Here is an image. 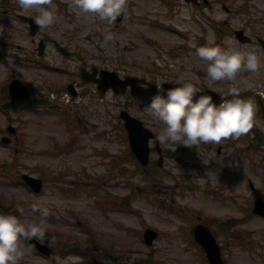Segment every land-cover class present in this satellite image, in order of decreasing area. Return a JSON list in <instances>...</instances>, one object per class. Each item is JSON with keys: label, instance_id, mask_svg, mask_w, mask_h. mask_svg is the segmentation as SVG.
Here are the masks:
<instances>
[{"label": "rangeland", "instance_id": "obj_1", "mask_svg": "<svg viewBox=\"0 0 264 264\" xmlns=\"http://www.w3.org/2000/svg\"><path fill=\"white\" fill-rule=\"evenodd\" d=\"M212 1V9L203 7L194 10L193 6L184 2L126 0L123 20L118 21L117 17L109 24L95 14L78 12L70 6L72 0H53L56 21L52 26L44 27L39 37L48 41L50 51L47 62L58 66L60 73L48 72L41 64H36L34 70L26 67L16 69L24 79L38 87L43 97L49 94L45 90L48 85L64 84L71 80L77 84L80 79L73 73L78 75L82 66L97 64L123 76L136 75L158 83L176 82L183 73L197 88L210 87L217 90L220 87L219 81L209 84L205 79L208 62L195 55V48L190 47V43L194 42L197 47L214 43L241 51L254 50L261 54V60L264 61V54L257 46L242 45L233 40L229 33L230 28L244 27L264 37V0H243L248 6L246 10H242L241 0H227L223 4ZM3 2L4 6L0 5V40L14 36L12 41L23 45V49L32 50L34 45L19 15L35 17L37 11L32 9L29 13H23L19 9L18 0H0V4ZM224 5L230 11H226ZM107 32L114 33V37L104 43L103 37ZM228 38L230 45L225 44ZM55 42L75 52V57H63L56 50ZM172 55L175 56L171 64L173 68L164 67V57ZM7 76V69L0 58V92ZM222 82L224 88L219 90L225 89L228 92L233 82ZM237 86L264 90V66L256 73L242 70L238 74ZM64 97L71 98L66 93ZM104 100L102 102L97 95L69 104L64 100L69 111L64 115L63 110L53 114L18 109L0 112V134L6 124H20L18 136L22 141L16 145L23 149L16 153V158L14 144L10 147L0 145V170L9 169L12 175L28 173L45 182L43 192L35 195L24 185L15 186L11 178L1 176L0 195L15 202L6 203L3 208L20 216L15 206L22 204L26 212L20 218L38 221L39 211L34 213L29 206L42 198L50 209L49 216L44 218L48 225L46 236L50 235L56 249L52 258H46L35 251H25L19 264H56L55 256H61L64 250L69 249L68 245L83 242L88 237L87 227L95 231L99 239L122 252L123 258H119L116 264H134L137 260L145 259L150 252L156 253V259L161 264H201L203 255L198 247L189 245L184 237L180 225L188 221L178 210L190 214L192 222H196L200 215L225 216L239 221L234 230L255 239L247 244V248L235 246L232 241L228 243L227 239H230L222 233L219 220L213 222L219 230L221 242L226 246L228 264H264V221L251 215L253 193L249 190L248 182L245 185L243 181L245 177H252L257 188L264 194V167L258 165L257 161L248 160L245 162L252 163L245 165V175L236 166H231L225 180H219L217 176L212 180L208 175L201 178L189 164L202 154L208 155L211 144H202L199 148L182 145L179 151L161 144L166 151L170 149L171 155L167 154L164 168L158 173H161L159 181L151 180L153 175L145 178L143 174H138L135 162H121L118 170L112 165L115 157L118 155L120 160L129 149L124 128L116 120L124 103L156 135H159L164 125L152 118L148 108L134 101L128 103L127 98L108 95ZM66 114L80 118L82 127L68 125ZM71 137L74 140L70 150L65 145ZM213 143L215 149L220 144L227 145L228 158H239L237 138L229 141L225 138L219 143ZM155 145L156 140L152 141V146ZM152 157L157 163L159 154L155 152ZM194 182L199 187L187 192V186L194 185ZM56 185L61 192L56 189ZM216 187L224 188V191ZM207 189L224 193V199L208 194ZM110 198L117 203H124L120 211H104L99 207V200L107 204L112 202ZM131 207L134 210L132 213ZM77 220L82 223L73 229L70 223ZM148 226L160 232L153 246H147L143 239V232ZM68 227L72 229L71 232L67 231ZM127 255L131 257L129 263L126 262ZM82 261L87 264L86 259Z\"/></svg>", "mask_w": 264, "mask_h": 264}, {"label": "clouds", "instance_id": "obj_2", "mask_svg": "<svg viewBox=\"0 0 264 264\" xmlns=\"http://www.w3.org/2000/svg\"><path fill=\"white\" fill-rule=\"evenodd\" d=\"M20 11L29 13L35 9V23L41 28L52 26L57 17L53 0H18ZM71 7L80 13L95 14L100 20L112 23L126 7V0H72ZM114 33L104 34L103 42L112 40ZM230 45V38L225 40ZM190 47L195 48V55L207 61L205 79L214 81L228 80L227 95L231 99L217 103L210 94L198 95L200 89L181 73L176 80L178 86L165 88L161 85L147 105L152 118L164 125L156 139L175 150L178 145L188 147L201 146L209 142L219 143L225 138H238L247 134L254 127L264 128V115L261 105L255 97H242L238 84V74L242 71L256 73L264 66L261 54L254 50L241 51L231 46L216 44ZM199 79V77H196ZM32 212L39 211L40 219L22 220L26 209L22 204L15 206L13 212L0 211V264H19L25 255V240L36 239L43 243L48 225L44 218L50 209L38 198L30 204ZM83 258L77 254L64 257L55 256L56 264H81Z\"/></svg>", "mask_w": 264, "mask_h": 264}, {"label": "water", "instance_id": "obj_3", "mask_svg": "<svg viewBox=\"0 0 264 264\" xmlns=\"http://www.w3.org/2000/svg\"><path fill=\"white\" fill-rule=\"evenodd\" d=\"M30 20V19H29ZM30 21H32V20H30ZM35 25V24H34Z\"/></svg>", "mask_w": 264, "mask_h": 264}]
</instances>
